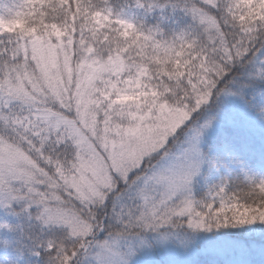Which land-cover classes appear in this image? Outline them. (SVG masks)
Segmentation results:
<instances>
[{"label":"snow or ice","instance_id":"6c2138e0","mask_svg":"<svg viewBox=\"0 0 264 264\" xmlns=\"http://www.w3.org/2000/svg\"><path fill=\"white\" fill-rule=\"evenodd\" d=\"M0 264H264V0H0Z\"/></svg>","mask_w":264,"mask_h":264}]
</instances>
